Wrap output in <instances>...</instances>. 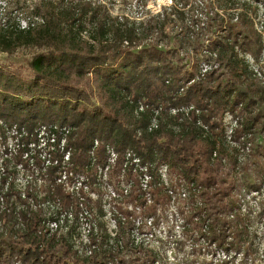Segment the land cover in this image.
I'll return each instance as SVG.
<instances>
[{
  "label": "rangeland",
  "instance_id": "obj_1",
  "mask_svg": "<svg viewBox=\"0 0 264 264\" xmlns=\"http://www.w3.org/2000/svg\"><path fill=\"white\" fill-rule=\"evenodd\" d=\"M40 1L0 0V26L17 21L22 27L26 19L32 23L38 21L39 16L32 15L30 9ZM59 1L63 6L76 2L99 5V15L106 13L105 22L135 27L138 39L129 47L123 43V48L134 51L139 46L155 45L162 50L170 49L165 60L187 70L199 67V72L210 65L217 66L213 55L206 60L207 54L202 50L206 37H213L214 32L208 26L207 32L192 37L195 40L180 39L183 16L184 19L191 15L198 17L204 4L209 15L216 13L215 23L223 20L221 26L234 23L238 13L250 17L252 28L260 35L261 48L253 54L242 52L238 44L234 49L236 57L246 63L251 73L241 68L235 73L224 67L215 69L214 80L206 85L230 94L226 102L214 107L210 126L197 129V135L177 144L164 159L165 164L159 166V178L164 181L162 184L168 189L170 199L166 202L160 193L154 196L153 204L147 201L141 212L135 207L136 199L138 193L142 196L150 189L148 176L142 174L137 164L123 169L113 163L104 173L85 180L83 201L91 220L103 224L111 235L114 230L118 232L119 242L123 244L121 257L127 264H264L258 261L262 260L260 253L264 254V0ZM172 5L183 12L178 14L179 18L169 12ZM90 22L84 20L80 36L94 44L90 38V34L95 35ZM215 32L225 34L219 29ZM198 44L201 48L197 50ZM195 49L197 52H193ZM39 51L31 45H19L9 53L0 51V66L29 78L28 61ZM84 75L77 85L86 97L68 102L61 110L121 124L120 113L110 103L98 75L94 76L92 71ZM195 75L194 80L200 77L197 70ZM137 103L142 105L141 101ZM37 105L45 118L63 104L40 99ZM13 164L12 156L0 155V167L11 169ZM33 172L17 170L14 190L23 192V187L29 185L35 188L36 195L43 194ZM13 200L18 202L16 197ZM0 225L3 232L0 239L27 248V244L6 236L16 229L15 224L10 225L8 212L0 214ZM214 227L217 238L212 242L206 229L212 231Z\"/></svg>",
  "mask_w": 264,
  "mask_h": 264
},
{
  "label": "trees",
  "instance_id": "obj_2",
  "mask_svg": "<svg viewBox=\"0 0 264 264\" xmlns=\"http://www.w3.org/2000/svg\"><path fill=\"white\" fill-rule=\"evenodd\" d=\"M51 1L41 0L30 9L32 15L39 16L36 22L26 19L27 24L22 27L17 21L0 26V51L9 53L19 45L40 49L28 61L31 70L29 78L0 66V140L4 139L3 125L21 126L28 133L39 123L69 125L72 130L65 144L69 150L68 170L92 177L98 168L103 169L107 164L106 145L116 152L115 164L119 167L123 163L124 152L129 151L131 155L124 167L130 168L133 164L131 158L135 157L137 167L148 176L147 186H150L142 196L138 193L135 207L143 212L142 207L146 202L153 204L154 196L160 193L167 202L171 195L159 178V166L165 164L164 159L171 155L177 144L197 135V129L210 126L214 107L226 102L224 100L230 94V91L219 92L216 86L212 89V86L206 85L214 80L215 69L224 67L228 72L235 73L241 68L248 73L250 70L243 60L236 57L234 48L238 44L242 52L250 54L261 48L260 35L252 28L250 17L238 13L234 16V23L221 26L223 20L215 23L216 13L209 15L204 4L198 17L191 15L189 19H184L183 16L178 33L180 39L195 40L192 37L199 32H207L208 26L214 32L213 37H206L207 42L202 50L207 54L206 60L213 55L217 66L211 68L210 65L199 72V67L187 70L165 60L170 49L162 50L155 45L139 46L134 51L123 48V43L129 47L138 39L135 27L121 25L120 22L111 25L105 22V12L99 15V5L76 2L63 6L59 0ZM169 12L176 13L178 18V14L183 13L175 5L169 7ZM85 19L93 25L95 35L90 34V38L94 44L80 36ZM213 21L215 26H212ZM217 29L225 34L216 33ZM198 45L197 50L201 48V44ZM196 49L193 52H197ZM196 70L200 77L194 80ZM89 71L101 79L110 103L120 113L121 124L61 110L68 102L86 97L85 91L77 83ZM190 80L189 84H183ZM40 99L50 100L52 104L61 102L63 105L44 118L37 105ZM138 101H141V106ZM152 119L155 121L154 127L150 126ZM14 160L20 161L15 155ZM22 163L26 167L24 160ZM47 169L49 176L43 186L41 200L56 199L61 209L70 207L72 220L76 221V198L67 195L61 185L55 183L52 174L54 168ZM14 174V167L7 169L4 166L0 171V188L10 177L3 193L4 211L8 212L10 225H16L15 213L22 218L16 229L11 227L12 231L6 236L27 244V248L0 239V264H127L126 259L121 257L123 244L119 242L118 232L114 230L111 235L99 222L95 224V233H89L90 253L85 255L77 252L71 240L73 222L63 233L48 232L40 225V210L26 207L15 212L16 202L11 196L15 194L13 196L19 203L24 199L14 190ZM251 187L255 186L251 184ZM33 197L36 198L35 195ZM98 211L103 214L101 207ZM215 230V227L212 231L206 229L212 242L217 238L213 234ZM1 231L0 235H3ZM129 241L132 242V239ZM260 257L262 260L258 261L264 262V254L260 253ZM248 259L252 260L251 257Z\"/></svg>",
  "mask_w": 264,
  "mask_h": 264
},
{
  "label": "built area",
  "instance_id": "obj_3",
  "mask_svg": "<svg viewBox=\"0 0 264 264\" xmlns=\"http://www.w3.org/2000/svg\"><path fill=\"white\" fill-rule=\"evenodd\" d=\"M150 126H155L154 119L151 120ZM71 129V127L65 124L48 122L37 124L32 131L28 133L21 126L3 125L4 139L0 140V155L2 157L12 156L14 158V155L19 157L20 161L14 160L13 167L15 172L19 169H29L32 172L34 170V178L38 186L41 187L40 190L42 192L43 186L49 176L47 167L54 168L52 174L55 183H59L67 195L76 198V221L72 220V210L70 207L68 209H61L56 199L41 200L43 194L36 195L35 188L29 185V187L26 185L23 187V192L20 191V189L19 191L16 189L19 193V197L24 199V202L19 203L18 201L15 203V212L26 207L31 210H40V225L44 230H48V232L63 233L73 222L74 228L71 240L74 243V248L78 253L87 255L90 253L89 233H95L96 222L91 220L83 201V192L86 189L85 180L89 177L68 170L70 166L69 150L66 148L65 144ZM95 142L96 141H94V144ZM105 153L107 156V164L103 169H97L95 174L97 176L104 173V170L108 169L111 164H115L117 155L109 145L105 146ZM130 155L129 151L124 152L123 163L120 168L124 169L127 167L124 166L127 164H125V162ZM22 160L26 162V167H24ZM131 163H133L132 165L137 164V159L133 156L131 158ZM1 169L2 167H0V171ZM142 174L147 176L145 173ZM95 175L93 177H95ZM8 180H10V177L5 180L4 187L0 188V212L5 209V196L3 193ZM29 193H31V195ZM33 195H35L36 198H34ZM13 198L14 196L12 195L11 199ZM21 219L22 218L15 213L14 220L16 225L21 223ZM107 264L112 263L108 262Z\"/></svg>",
  "mask_w": 264,
  "mask_h": 264
}]
</instances>
